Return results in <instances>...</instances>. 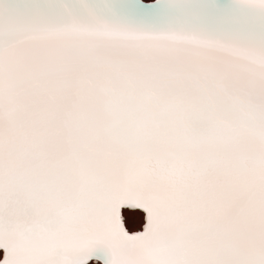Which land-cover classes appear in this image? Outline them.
Listing matches in <instances>:
<instances>
[{
    "label": "snow or ice",
    "instance_id": "snow-or-ice-1",
    "mask_svg": "<svg viewBox=\"0 0 264 264\" xmlns=\"http://www.w3.org/2000/svg\"><path fill=\"white\" fill-rule=\"evenodd\" d=\"M97 245L264 264V0H0V264Z\"/></svg>",
    "mask_w": 264,
    "mask_h": 264
},
{
    "label": "bare ground",
    "instance_id": "bare-ground-1",
    "mask_svg": "<svg viewBox=\"0 0 264 264\" xmlns=\"http://www.w3.org/2000/svg\"><path fill=\"white\" fill-rule=\"evenodd\" d=\"M1 250H2V256L0 257V259L5 257V251L3 249H0V251ZM94 252L100 253V256H102L105 260V264H111V259H112L111 251L105 245H97L91 253L87 254V257ZM89 261L90 260H87L88 263ZM100 264L102 263L100 262Z\"/></svg>",
    "mask_w": 264,
    "mask_h": 264
},
{
    "label": "water",
    "instance_id": "water-1",
    "mask_svg": "<svg viewBox=\"0 0 264 264\" xmlns=\"http://www.w3.org/2000/svg\"><path fill=\"white\" fill-rule=\"evenodd\" d=\"M3 259H4V257L1 258L0 261H2ZM87 260H93V261H95L96 263H97V262H101L102 264H105V260H104V258H103L102 256H100V253H96V252L90 254V255L87 257Z\"/></svg>",
    "mask_w": 264,
    "mask_h": 264
},
{
    "label": "rangeland",
    "instance_id": "rangeland-1",
    "mask_svg": "<svg viewBox=\"0 0 264 264\" xmlns=\"http://www.w3.org/2000/svg\"><path fill=\"white\" fill-rule=\"evenodd\" d=\"M142 215V214H141ZM2 256V250L0 251V257ZM87 264H100V262H95V261H92L90 260L89 263L87 262Z\"/></svg>",
    "mask_w": 264,
    "mask_h": 264
}]
</instances>
